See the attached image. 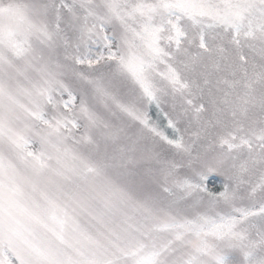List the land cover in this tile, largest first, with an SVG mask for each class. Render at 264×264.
I'll return each mask as SVG.
<instances>
[{
	"label": "snow or ice",
	"instance_id": "6c2138e0",
	"mask_svg": "<svg viewBox=\"0 0 264 264\" xmlns=\"http://www.w3.org/2000/svg\"><path fill=\"white\" fill-rule=\"evenodd\" d=\"M0 264H264V0H0Z\"/></svg>",
	"mask_w": 264,
	"mask_h": 264
}]
</instances>
